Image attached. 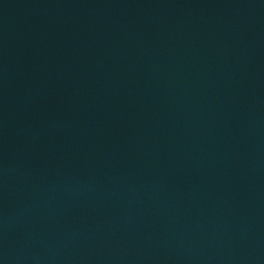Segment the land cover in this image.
<instances>
[{
  "label": "water",
  "instance_id": "1",
  "mask_svg": "<svg viewBox=\"0 0 264 264\" xmlns=\"http://www.w3.org/2000/svg\"><path fill=\"white\" fill-rule=\"evenodd\" d=\"M0 264H264V0H0Z\"/></svg>",
  "mask_w": 264,
  "mask_h": 264
}]
</instances>
